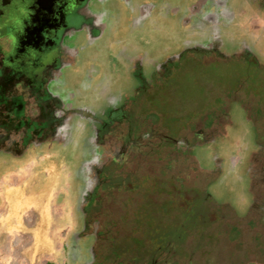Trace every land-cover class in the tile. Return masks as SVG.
I'll return each mask as SVG.
<instances>
[{
  "label": "rangeland",
  "instance_id": "374dc122",
  "mask_svg": "<svg viewBox=\"0 0 264 264\" xmlns=\"http://www.w3.org/2000/svg\"><path fill=\"white\" fill-rule=\"evenodd\" d=\"M17 9L0 18V55L6 57L0 67L14 94L26 91L30 121H48L52 111L64 117L68 91L100 83L105 68L122 73L110 91H75L77 108L95 113L90 133L80 127L66 149L50 145L27 159V165L59 169L56 180L66 196L58 197V242L67 245L79 230L75 206L81 201L77 211H90L85 227L94 247L83 252L91 251L92 263L264 264V0L203 7L202 33L195 21V30L179 32L153 14L155 23L145 29L153 27L154 45H163L149 58L133 64L127 58L119 68L108 52L99 60L96 51L105 43L94 52L84 46L74 62L81 75L66 57L59 83L47 75L52 65L41 51L50 46L54 11ZM60 68L59 62L55 71ZM33 243L32 234L25 236V251L12 252L6 264H19V257L20 264H37Z\"/></svg>",
  "mask_w": 264,
  "mask_h": 264
},
{
  "label": "flooded vegetation",
  "instance_id": "af4514ba",
  "mask_svg": "<svg viewBox=\"0 0 264 264\" xmlns=\"http://www.w3.org/2000/svg\"><path fill=\"white\" fill-rule=\"evenodd\" d=\"M179 1H182L180 5L172 6L167 4L166 0H161V2L160 0H0V18L6 19V16H9L11 12H18L19 9L17 8L26 9L27 6L30 9L28 11L35 15L41 12V9L50 8L54 11L52 15L47 14L52 16L48 29L52 31L53 35L47 41L45 40L47 43L50 42V46L44 45L41 51L44 56L42 60L52 65V67L46 66L47 68L50 67L47 75L57 77L56 81L59 83L61 78L58 77L63 74L61 69L65 67L64 58L72 59V61L69 59L71 62H68V65L71 67L75 65L76 75L80 73V76L81 70L78 64H74L75 61L81 59L83 52H85L81 51L80 48L84 49L85 46L89 51L94 52L93 49L97 48L99 43H105V50L103 47L102 50L98 49L96 51L100 60L102 54L108 52L106 43H114L117 37L123 35H125L124 37L129 35L131 38V35L135 33L134 28L138 29V32L144 30L152 25L156 15L157 20H165L168 23L166 26L169 29L172 25V28L177 29L179 32L182 29L195 30L193 23L195 21L196 25L201 28V33L207 31V25L202 24L204 15L202 8L218 0ZM159 2L160 4H158ZM161 9L162 14L159 13ZM160 15H162L161 19H159ZM197 15L198 18L195 19ZM189 16L191 17L188 18ZM201 33L198 32L200 35ZM4 36L9 43V37ZM211 37L214 38V35L210 32L207 36L209 42ZM217 41L215 38L213 44ZM68 42H73L71 48L67 45ZM49 47L51 48L50 51L47 50L48 52L44 53L45 49ZM8 48H12V46L9 44ZM1 50L0 47V53ZM126 52L128 56L131 55V52L127 50ZM146 57H148L147 54H145ZM5 59L6 57L0 55V66ZM135 59L136 56L133 55L130 59L132 64ZM108 60L119 68L123 67L124 62L121 58L114 56L109 57ZM59 62L61 68L55 71L56 64L59 65ZM118 74L121 76L122 73L118 68H114L108 78L105 68V73L103 72L104 80L100 83H93L95 85L85 83L87 84V87H84L86 90L68 91L71 96V106L66 107L68 115L65 114L64 117H59L57 112L52 111L48 121L39 123L36 120L30 121L27 119L26 91L18 90V93L14 94L16 91L11 90L12 86L6 84L10 78L8 79L6 75L3 76L0 67V180L7 168L25 167L29 156L41 152L44 147L61 144L62 149H66V146L71 145L76 138L80 127L84 130L82 133H90L92 124H94L92 121L95 119V113L87 109L77 108L78 106L74 102H79L81 99H78L75 91H110L112 82H114V85L117 82ZM163 88L159 87L158 89L162 91ZM107 103L109 102L107 101ZM77 123L82 124V126L77 125ZM28 125H30L29 128H27ZM49 128L52 131L47 132L46 130ZM81 168L82 165H79L77 170ZM83 172H85L84 168ZM85 181L90 184L88 179L85 178ZM89 192L87 191V199H83L87 202L91 199ZM80 202L76 201L75 206L80 227L77 233H73L68 237V244L66 245V247L72 249L69 255L70 263L68 264H97L92 263L95 261L91 260L90 250L75 254L76 247H94V244L93 246L90 245L93 240L91 238H94V235L88 234L85 227L86 218H90V211L86 212V209L81 212L77 211Z\"/></svg>",
  "mask_w": 264,
  "mask_h": 264
},
{
  "label": "crops",
  "instance_id": "0c3cea01",
  "mask_svg": "<svg viewBox=\"0 0 264 264\" xmlns=\"http://www.w3.org/2000/svg\"><path fill=\"white\" fill-rule=\"evenodd\" d=\"M163 24L166 26L165 20ZM124 36L117 37L114 43H106L107 55L121 58L123 65L127 63V58L132 59L133 55L136 56V62L143 61L145 53L149 58L151 49L163 45L160 41L156 42L158 45H154L153 27L141 30L131 35V38L129 35V37L126 36L128 38ZM148 46H151L149 51L145 50ZM140 47L144 50L142 51L144 55L138 54ZM126 50L131 52V55L128 56ZM164 53L161 56L165 55ZM152 55L153 53L151 58H153ZM111 72L112 70L107 73L108 78ZM41 168L36 162H31L25 167L7 168L2 175L0 180V264H6L12 252L25 251L26 245L23 241L28 234L33 236L32 250L36 253L37 264L70 263L71 247L58 242L54 233L55 221L59 219L58 197L66 196L65 189H61L56 180L60 172L57 166H50L49 169ZM43 173L46 180L41 179ZM64 216L67 214L64 213ZM61 218H64L63 215ZM76 249L79 251V247ZM81 250L83 253L84 248L82 247ZM22 261L24 263V260L19 257V264Z\"/></svg>",
  "mask_w": 264,
  "mask_h": 264
}]
</instances>
